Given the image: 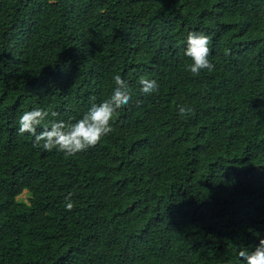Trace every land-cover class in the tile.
Listing matches in <instances>:
<instances>
[{"label":"trees","instance_id":"16d2710c","mask_svg":"<svg viewBox=\"0 0 264 264\" xmlns=\"http://www.w3.org/2000/svg\"><path fill=\"white\" fill-rule=\"evenodd\" d=\"M190 31L210 37L213 71H186ZM117 74L131 100L94 147L17 134L34 108L49 112L37 132L75 121ZM256 233L264 0H0V264H240Z\"/></svg>","mask_w":264,"mask_h":264},{"label":"clouds","instance_id":"9594fccd","mask_svg":"<svg viewBox=\"0 0 264 264\" xmlns=\"http://www.w3.org/2000/svg\"><path fill=\"white\" fill-rule=\"evenodd\" d=\"M210 42V37L203 33L190 31L187 34L184 55L190 58L191 63L186 66V71L198 76L201 70L206 69L209 72L214 70V64L208 59L211 52ZM229 54L230 51L225 49V55ZM113 80L114 87L109 97L99 103H91L90 107L75 121L67 123L63 120L49 121L37 132V128L49 116V112L41 108H34L23 112L18 117L17 134H31L34 137V147L41 146L45 151L55 149L63 152L66 156L94 147L102 137L113 131L111 122L115 113L131 100L128 85L121 76L117 74ZM139 83L140 91L145 95L156 93L159 90L158 82L155 79L140 77ZM178 110L181 115L192 111L185 107H179ZM51 115L56 116L57 113L52 112ZM70 195L65 197L67 211H71L74 207L69 199ZM256 236L258 243L251 249L241 248L238 250L237 256L240 264H264V236L259 233H256Z\"/></svg>","mask_w":264,"mask_h":264},{"label":"rangeland","instance_id":"374dc122","mask_svg":"<svg viewBox=\"0 0 264 264\" xmlns=\"http://www.w3.org/2000/svg\"><path fill=\"white\" fill-rule=\"evenodd\" d=\"M18 197L23 199V200H26L27 199V193L24 191Z\"/></svg>","mask_w":264,"mask_h":264}]
</instances>
